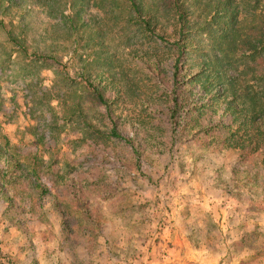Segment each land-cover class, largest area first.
Segmentation results:
<instances>
[{
  "label": "rangeland",
  "instance_id": "obj_1",
  "mask_svg": "<svg viewBox=\"0 0 264 264\" xmlns=\"http://www.w3.org/2000/svg\"><path fill=\"white\" fill-rule=\"evenodd\" d=\"M82 1V18L91 30H78L68 40L61 30H51L55 16L35 0H0V20L15 35L24 31L28 53L45 50L43 45L58 36L54 51L71 77L83 59L92 61L100 50L91 35L103 39L105 52L116 50L118 70L122 66L129 74L132 67L155 76L151 62L142 65L119 46L122 35L112 24L110 6ZM27 61L0 27V138L6 135L21 152L36 149L58 192L76 180L90 215L72 224L54 194L40 198L25 182L10 185L11 204L0 200V264H264V155L243 160L236 150L209 147L205 138L171 133L163 114L158 116L164 129L143 127L147 121L139 103L123 94L113 105L114 117L130 144L79 143L80 128L63 124L54 98L66 89L56 78V66L47 62L34 68ZM192 72L186 68V74ZM135 75L142 78L141 87L147 79ZM108 97L115 94L108 91ZM83 100L87 120L95 123V109ZM214 110L215 121L229 125L223 105ZM38 137L43 140L36 142Z\"/></svg>",
  "mask_w": 264,
  "mask_h": 264
},
{
  "label": "trees",
  "instance_id": "obj_2",
  "mask_svg": "<svg viewBox=\"0 0 264 264\" xmlns=\"http://www.w3.org/2000/svg\"><path fill=\"white\" fill-rule=\"evenodd\" d=\"M9 2L14 3L13 0ZM82 2L35 0L38 8L55 16L51 30H61L67 40L75 37L78 30L90 28L82 18ZM102 2L110 6L112 24L122 35L119 46L126 49L133 60H142V65L151 62L155 76L151 73L149 78L148 73L135 72L132 67L129 74L121 69L122 66L118 70L116 50L105 52L103 39L100 41L99 36L92 37L90 33L93 46L100 50L92 61L87 57L83 59L71 77L61 63V56L54 51L59 46L58 36L51 44L43 45L45 50L38 51L35 47L28 53L24 31L15 35L0 20L7 41L17 54L28 60V66L35 68L34 65L47 62L56 66V78L66 89L56 91L54 98L63 110V124L80 128L77 142H89L96 148H105L115 140L130 144L118 130L120 118L114 117L113 105L123 94L124 98L128 96L139 103L147 121L140 123L143 127L164 129V121L158 116L163 114L171 133H187L193 139L205 138L209 147L236 150L243 160L256 153L264 155V0ZM43 40H47V36ZM73 42L78 43V38ZM76 51V48L71 49L70 57H74ZM186 68L193 72L186 74ZM135 74L147 79L141 87L138 81L142 78L136 80ZM55 83L58 86V81ZM77 90L80 93L77 94ZM108 91L115 94L113 100L108 97ZM45 97L44 93L40 100H47ZM84 98L89 99L95 109V123L86 118ZM155 103L160 104L161 109L154 107ZM39 104L34 102L33 106ZM220 104L230 116L229 125L215 121L214 108ZM222 129H226L225 132H221ZM35 140L40 142L43 137ZM50 174L49 165L36 149L21 152L6 135L1 136L0 200L11 204L9 186L25 182L40 198L54 194L65 218L72 224H79L82 215H90L86 201L82 200L84 188L70 179L64 184V190L58 192Z\"/></svg>",
  "mask_w": 264,
  "mask_h": 264
}]
</instances>
